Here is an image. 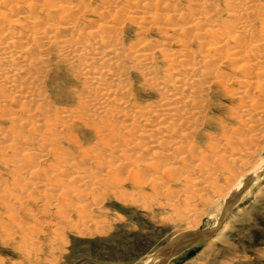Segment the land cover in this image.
<instances>
[{
	"label": "rangeland",
	"instance_id": "1",
	"mask_svg": "<svg viewBox=\"0 0 264 264\" xmlns=\"http://www.w3.org/2000/svg\"><path fill=\"white\" fill-rule=\"evenodd\" d=\"M202 1L210 2V0ZM225 1L211 0L217 8L216 13L212 10L213 18L210 21L207 19L203 21L205 27H202V34L210 28L218 33L227 30V35L223 33L224 35H221L225 37L221 36V38L228 51L231 49V54L227 57L225 53H219L213 56L214 59L210 64H202L205 70L212 75L216 74L220 81L218 78L216 81H212L209 77L202 79L204 84L209 83L207 86L210 89L208 88L201 97L204 106L202 105L203 112L199 124L196 125V128L199 127L196 131L198 134L192 135L191 139L187 137L190 139L189 142L186 138L181 139L176 133H171L166 139L168 142L165 141L164 146L159 147L169 149L180 140L177 146L181 145V148L186 150L184 152H188L185 153L186 162L184 159V162L181 160L184 156H182L183 151L181 157L180 155L178 157L176 155L180 152L176 150L178 153L173 152L176 161L167 162L177 163L174 166L176 168L179 164L177 169L173 168L169 171L163 167L159 174L155 175L148 172L150 168H141L144 173L139 183L134 171L143 166L141 162L144 160L151 162V156L141 153L139 148L151 142L141 137L135 140L138 144L133 142L137 135L133 132L139 131L140 128L146 130L151 122L135 123L132 129H129L130 126L125 128L126 119L123 121L118 119L119 121L113 123L116 129L112 126V129L109 127L111 131L108 127L107 130L103 124L104 131L99 130L101 127L96 129L99 124L105 122L104 118L113 120L115 110L112 107L103 115H95L97 118L102 117V121H94L97 118L91 115L90 107L82 106V102L89 96L90 89L86 80L79 79L75 75L76 65L80 66V63L75 61V68L71 70L66 63L58 59L56 54L49 55L50 68L44 75L42 95L49 105V110L46 118L43 117L38 122L42 127L36 130L34 128L33 131L30 122L34 119L29 121L32 116L27 114L21 116L23 125L16 128L18 131L13 130L8 121L3 122L0 118V130H2L0 137H7L8 140L5 138V142L6 140L13 142L12 139L21 133L23 138L19 136L13 140L21 139L20 146L23 147L20 148L23 150L28 148V152L26 151L28 154L21 149L20 152L17 150L18 152L0 153V264H146L153 260L151 264H264V48L258 47L264 46V15L262 16V13L259 19H256L259 14L254 16L252 22L249 19L246 28H242L239 26L241 24L239 18L229 16ZM174 2L170 3L175 8L184 9L189 1ZM118 3L119 6L122 5ZM254 3L264 6V0H256ZM150 4H152L151 9L153 8L152 10L162 17L168 12L173 13L166 11L159 3L156 6L154 3ZM87 5L86 9L90 7L89 10L94 11L102 6V2L87 0ZM196 7L198 6L193 7L194 12L197 11ZM183 9L180 12L174 10L176 14L180 13V17L177 15L179 19H186L187 15L189 17L192 13ZM186 11L189 14L184 13ZM176 14L174 13L175 16ZM192 15L195 14L192 13L190 16ZM93 19L95 17L92 12L87 14L86 18L78 21L80 28H90L95 21ZM190 19L189 17L187 20ZM159 23L161 21L157 23L153 21L149 25L143 24L146 29L139 28L141 24H132L129 21L121 23L118 37L124 48L126 47V53L144 39L163 43L164 36L157 30L158 25L161 26ZM236 36L240 39L237 42H235L238 39ZM185 41L188 42L187 49L189 47L195 54H199L200 47L195 39L189 36ZM172 42L175 44V41ZM206 42L202 40L203 44ZM174 44L173 49L178 50L177 45ZM205 47L202 46V53L203 48L208 49V46ZM159 60L160 57L157 59V67L159 69L162 67L160 70L163 71L167 65ZM138 71L130 74L128 78L130 83L128 82L126 86L128 94L122 99L130 109L139 106L148 109L155 106L161 98L158 92L143 80V75L141 77ZM109 84L110 87H114L112 82ZM0 106H3L2 103ZM5 106L10 110L15 108L9 101ZM32 106L34 109L35 105ZM60 110L76 116L63 120L62 124L54 129L55 132L50 127L55 123L53 120L57 115H60ZM246 111H249V116ZM85 113H88L89 120L85 119L87 117ZM78 114H82V117L77 116ZM112 114H114L113 118L110 117ZM48 116L50 117L47 118ZM91 118L94 120L91 121ZM44 120L46 123L42 124ZM95 122L100 123L96 125ZM47 124L50 127L46 126ZM44 127L46 131L43 130ZM39 130H42V133ZM115 130L126 135H119L118 132L116 136ZM128 130L132 131L128 132L131 135L127 133ZM129 137L133 140L130 138V141ZM5 142L0 140V152L4 149L7 143ZM43 142H45L44 149ZM134 143L137 145L133 146ZM192 144L197 145L193 152ZM110 145L111 147L116 145V148H111ZM107 149H113V154L112 151L111 154L106 152ZM189 149L191 152L188 151ZM56 151L59 156L58 154L56 156ZM121 151L123 155L120 154ZM29 155H32L31 160H35V163L37 161L38 166L36 164L33 166L35 171L29 166L30 169L28 167L26 171L15 173L13 171L15 164L25 159L24 162H30ZM33 164L34 162L30 165ZM25 165L29 164L25 163ZM58 167L61 170L66 169L67 173L63 175L60 170L57 171ZM44 171L46 174L43 173ZM251 172H254L255 176L249 175ZM57 173H60V178ZM43 174L46 176L44 177ZM52 174L55 176L52 177ZM4 178L7 180L4 181ZM28 180L31 182L40 180L41 186L37 183L39 187L28 189L29 187L23 186L24 183L27 185ZM43 182L47 185L45 186ZM191 235L198 238L204 236L206 243L199 246L193 244L190 248L171 255L169 250L177 246L176 239L178 241L182 237H193ZM167 255L169 256L165 261L157 260Z\"/></svg>",
	"mask_w": 264,
	"mask_h": 264
},
{
	"label": "bare ground",
	"instance_id": "2",
	"mask_svg": "<svg viewBox=\"0 0 264 264\" xmlns=\"http://www.w3.org/2000/svg\"><path fill=\"white\" fill-rule=\"evenodd\" d=\"M100 1L102 2V6L99 9L97 8L94 11L93 10L90 11L91 10V9L89 10L90 7L88 9H86L88 7L87 0H0V103H2V105L4 106V107L0 106V118L3 119V122L5 120L8 121L12 125V126L10 125L12 127V129L13 130L15 129L16 131H18L16 128L21 127V124H22L21 121L23 118V117L21 118V116L26 115V114L30 115L32 117H31V119H28V120L30 121V120L34 119L30 122V126H31V128H33V131H34V128L36 130L38 127L41 126L38 122H40L43 117L46 118V116H47L46 114L49 110V108H48L49 105L46 103V100L44 99L45 97L42 96L43 95V89H44V82H45L44 81V75L47 73V71L50 68V64H49V60H48L49 55L51 56V53L53 55L56 54L58 59H60L63 63H66L68 68L71 70H73L75 68V65H76L75 61H76L77 63H80V66L76 65V68H75L76 74L75 75H77V78H79V79L86 80L88 85H89L88 88L90 89L89 90L90 91L89 96H88L86 101L82 102V104H83L82 106L90 107V109H91L90 113L92 116L94 115V117H95V115H98V114H100V115L105 114L109 108H110L109 110H111V108L113 107L112 109L115 110L114 111L115 116H114V114H112L110 116L112 118L114 116L113 120L109 121L108 119L106 120L104 118L105 122L101 123V125L99 124L100 122L96 123L98 121H102L101 120L102 117L100 115L99 116L101 118L95 117V118H97L95 120L93 118H91V121L92 120L96 121L95 122L96 125L99 124L98 125L99 127L97 126L96 129L101 127V129H99V130L104 131V130H102L103 129L102 124H103V126L106 127V129L108 127V129L110 130L109 127H111V129H112L113 123L115 121H117L118 119H121V121L126 119L125 121H127V123L125 124L126 125L125 128L130 126L129 129H132V127L135 123L151 122V125H149V128H147L146 130L140 128L139 131L133 132V133H137L133 142H135V140H139L140 139L139 137L146 138L147 140H149L151 142L150 144H147V145L145 144V146H143L141 144L142 147L139 148V151L141 153H145V154L147 153L151 156V158H150L151 162H149L148 160L147 161L149 163L145 160H144L145 163L140 161L143 166L138 167L136 169L137 171H134V173H135L134 176H135L137 182L139 183V179L143 176V173H144L143 172L144 170H142L141 168H146V169L150 168V169H148L149 170L148 172L153 173L155 175L159 174L158 172L161 171L163 169V167H164V169L167 168V170H169V171H170V169H173V168L177 169L179 164L176 168L174 166H176L177 163L167 162V161L171 162L174 160V158H176L173 152H175V154H176V152L178 153V151H179L180 153L178 155H176L179 157V155L183 151L184 154H182V156L184 155L183 156L184 158L181 157V155H180V157L182 159L181 158H179V159H181L182 161H183V159H184V161L186 160L185 157L187 156V154H185V153H188V152H184L186 150L184 148H181L182 146L180 144H179L180 146H177V144L180 142L179 139H178L179 140L178 143L175 142L174 146L172 148L169 147V149H163V147L162 148H159V147L164 146V144L166 143L165 141H167L166 139L169 137V135L171 133H176V135H179V138H181V139L186 138V140L189 139V138L187 139V137H190V139H191L192 135L196 136L195 133H197L196 131H198L197 129L199 128V127L196 128V125H197L199 119H201L200 115L203 112L202 107L204 106L203 105L204 103L202 102L201 97L204 94V92L209 88L207 86L209 83L207 85L204 84L202 82V79L209 77L212 81H216L218 78L216 76V74L212 75L211 72L205 70L206 68H204V66H202V64H205V63L210 64L211 60L214 59L213 56L219 55V53H222V52L225 53L224 55H226L227 57L228 56L230 57L229 54H231L230 53L231 49H230V51H228V49L226 48V44H224L225 42L224 43L222 42L224 40H222V38H221V36L223 37L224 34L227 35V30L225 29L226 32H223V31L220 32V30H219L220 33H218V31L210 28L209 30L205 31V34H202V27L204 26V23H205V22L203 23V21H205L206 19L210 21L213 18L211 15L212 10H214L216 13L217 8L213 3H211V0H210V2L209 1L203 2L202 0H187V1H189L188 3H190V4L187 3V5H185L186 8H184V9H186L187 11L188 10L191 11L195 15H192V17H191L190 16L192 14L191 13L189 15V17L191 18L190 20H187L189 18L188 15H187L188 18L186 17V19L183 16L184 14L181 15V16H183L182 18H184L185 21H184V19L180 18L181 19L180 20L178 18L180 13L176 14V12H174V10H176L177 7L175 8L174 5H172L170 2H174L175 0H173V1L172 0H100ZM254 1H256V0H226L225 1L227 8H228L227 10L229 11V14H230L229 16H234L235 18H239L241 20V24H239V26L242 28L243 27L246 28V26L249 22V19L251 21L254 16L256 17L259 14L258 18H256V19H259V16L262 13H263L262 16L264 15V6H262V4H259V3H257V4L254 3ZM118 2H120V4L122 3V5L119 6ZM150 3H154L155 6H156V4L159 3L160 6H162V8L166 9V11L167 10L173 11V13L169 14V12H168L165 14L166 16L163 14L164 16L162 17L161 14L160 15L156 14L155 10H152L153 8L151 9L152 6H150V5H152V4H150ZM260 3H261V1H260ZM181 4H183V2ZM195 5L198 6V7H196L197 8L196 12H194L195 10H193L194 9L193 7ZM255 6H257L258 8H256ZM95 8H96V6H95ZM182 9L183 8H181V9L178 8L176 11L180 12V10H182ZM187 11L184 13H187ZM91 12H92V14H94V17H95V19H93V20H95V21H93L94 22L93 25L88 29L82 28V27L80 28V24L78 23V21L81 20L82 18H86V15L91 13ZM174 13L176 14V16L177 15L178 16L176 17L174 15ZM187 14H189V13H187ZM109 17H111L112 19L111 18L108 19ZM229 18H231V17H229ZM91 21L92 20L90 19L89 22H91ZM128 21L132 22V24H138V25L141 24V26L139 25L138 27L139 28H145V29H146V27L142 26L143 24L149 25L153 21H155L156 23L161 21V23H159L161 26L158 25V27L157 26L156 27H157L158 32L164 36V42L159 43L160 42L159 41L158 43H155V42H151L147 39H144L141 42L137 43L136 46L134 45V47L131 48L126 53V50H125L126 47L124 48V45L122 44V42L118 36L120 35L119 34L120 33L119 25L121 23H125ZM227 22H228V20H227ZM223 23H222V25L226 24V23H224V24ZM233 26L234 25H232V27ZM235 26L237 28V25H235ZM251 26H252V24H251ZM216 28H218V27L216 26ZM229 28H230V26H229ZM221 34H223V35H221ZM171 36H173V37H171ZM189 36L192 39H195L197 41V43H198L197 45H199V47H200L199 54H195L192 51L193 49L190 50L189 47H188L189 50L187 49L188 42L185 41V38L189 37ZM182 37H184V38H182ZM236 37L238 38V36H236ZM206 39H208V41ZM168 40H171V41L169 42ZM187 40H189V39L187 38ZM202 40L205 42L207 41L208 43L206 42L203 44ZM233 40H235V39H233ZM233 40H231V41H233ZM239 40L240 39L238 38L237 40H235V42H237ZM172 41H175V44L177 45L178 50H175L176 48L173 49L172 45L174 44V42H172ZM133 44H135V43H133ZM205 44H207V45H205ZM204 45L208 46L207 50L205 49L207 47H205ZM257 45H256V47H257ZM202 46L205 47V48H203L204 49L203 53H202ZM258 47L264 48V46H258ZM159 57H160L161 61L166 63L165 66L167 65L165 70L162 69L163 71L160 70L162 67L160 69L157 67L158 66L157 59ZM202 68H204V70ZM213 69H214V67H213ZM133 71L140 72L141 77H142V75L144 77L143 80L147 81L148 84L151 85V88L154 91L158 92V94L160 95L161 99L159 102H157V104L155 106L152 105L153 107L145 109V108H142L144 106L139 108L140 106L137 105V106H139V107H137L138 109L137 108L136 109H130L128 104H126L124 102V100L122 99L123 97H125L128 94L126 86L129 82L128 78H130V74ZM213 71H212V73H213ZM219 81H220V79H219ZM109 82H112L114 87H110L111 85L109 84ZM85 96H86V94H85ZM205 97H207V94ZM203 99H204V97H203ZM7 101H9L10 104L12 103L15 106V108H13V110L12 109L10 110V109H8L7 106H5ZM33 104L35 105L34 109H32ZM147 107H149V106H147ZM64 110H66V109H64ZM70 110H71V108H70ZM75 110H76V108H75ZM30 111H32V112H30ZM82 112H79V113H82ZM86 112H87V110H86ZM248 112L249 111H246V114L249 116L250 113H248ZM79 115L80 114H78L77 116H79ZM85 115H87V117H85V119L89 120L90 117L88 116V113L87 114L85 113ZM54 116H56V115H54ZM74 116H76V114L74 115L73 113H69L66 111L61 112V110H60V115H57V117L55 118L56 120L55 119L53 120V121H55V123H53L51 125L52 127H50L48 124L46 126H49L53 130L57 129L59 124L63 120H66V119H68L70 117H74ZM49 117L50 116H48L47 118H49ZM152 119H154V120H152ZM76 121H78V120H76ZM26 122H27V120H26ZM44 122H45V120L43 121V123L42 122L41 123L44 124ZM48 122L50 123L51 121H48ZM73 122H75V121L73 120ZM63 123H65V122H63ZM91 123H94V122H91ZM27 125H29V124H27ZM125 125H123V126H125ZM60 127H62V126H60ZM8 128L9 127H7V129ZM125 128H123V129H125ZM2 129H4V128H2ZM44 129H45V127L43 128V130ZM46 129H48V128H46ZM113 129H116V128L114 127ZM20 130L23 131L22 129H20ZM20 130H19V133L21 132ZM0 131H2V130H0ZM39 131L41 132L42 130H39ZM39 131H38V133H40ZM44 131H46V130H44ZM129 131L130 130H128L127 133ZM9 132H10V130H9ZM115 132H116V130H115ZM118 132L119 131L116 132L117 133L116 136L118 135ZM131 132L132 131H130L129 133H131ZM11 133H12V131H11ZM50 133H52L51 130H50ZM8 134H10V133H8ZM17 134H18V132H17ZM20 134H19V136L22 137V135H20ZM14 135L16 136V134H14ZM101 135H103V134H101ZM112 135H113V133H112ZM119 135H123V133L119 132ZM124 135H126V134H124ZM129 135H131V134H129ZM19 136H16V137L19 138ZM42 136H43V134H42ZM42 136L40 138H42V140H43ZM44 136L46 137L45 134H44ZM134 136H135V134H134ZM3 137L4 138L0 137V140L5 142V138H7V137H5V136H3ZM16 137H14V138H16ZM131 137H129V139ZM176 138H178V136H176ZM13 139H12L13 142H7V140H8V138H7V140H6L7 143L5 142L6 145L5 146L3 145L4 149L1 150V152H0L1 154L4 153L5 151H11V152L14 151L15 152L18 150L20 152V149H21L20 147L21 146L23 147V145L20 146L21 139H20V141L19 140L15 141ZM123 139L125 140V137H123ZM131 139H130V141H131ZM126 140H127V138H126ZM183 140L181 141V143L183 142ZM48 141L49 140H47V142ZM127 141L129 142V140H127ZM44 143L45 142H43L42 147L45 145ZM100 143H101V140H100ZM118 143H120V141H118ZM135 143L133 144V146L138 144V142H137V144H135ZM41 144H39V145H41ZM124 144H126V143H124ZM194 144H196V143H194ZM115 146L112 145L113 148H116ZM195 146H197V145L192 144V147L190 146L191 148H194V149L190 148L191 151L195 150ZM208 146H209V148H211L210 145H208ZM110 147H111V145H110ZM183 147H184V145H183ZM212 147H214V146H212ZM44 148L45 147H43V149ZM0 149H1V147H0ZM27 149L23 150V148H22L21 150L25 154H28V153H26ZM190 149L188 151H190ZM112 150L113 149H109V150L107 149V151L106 150L105 151L109 152L111 154ZM116 150H118V149H116ZM176 150H178V151H176ZM117 152H119V151H117ZM16 153H12V154L15 155ZM114 153H115V150H114ZM213 153H214V151H213ZM41 154H43V152ZM57 154H58V152L56 151V156H57ZM101 154H102V152H101ZM104 154H108V153H104ZM112 154H113V151H112ZM120 154H122V151ZM190 154H188V155H190ZM6 155H8V154H6ZM88 155H89V153H88ZM18 156H15V157H18ZM26 156L28 158V155H26ZM31 156H30V160H31ZM58 156H59V154H58ZM62 156H65V155H62ZM96 156H95V158H96ZM191 156H193V155H191ZM9 158L11 159V157H9ZM60 159H62V158L60 157ZM63 159H65V157ZM154 159H156V160H154ZM176 159L174 161H176ZM179 159H178V161H179ZM18 161H21V160H18ZM24 161H26V159ZM27 161H29V160H27ZM31 161L34 162L33 165H30L32 163ZM31 161L30 162H24V163L23 162L18 163L16 161L18 164H15V166L13 167L14 168L13 171L15 173L16 172L18 173V171L28 170L29 166H32L31 169L34 168L33 166L37 163V161H36V163H35V160L33 161V159ZM56 161H55V163H56ZM63 161H65V160H63ZM140 162H138V163H140ZM25 163L26 164L28 163L29 165L27 166V165H25ZM46 163H48V162H46ZM162 163H164V164H162ZM36 165L38 166V164H36ZM37 166H35V167H37ZM50 166H51V164H50ZM51 168H52V166H51ZM29 169H30V167H29ZM37 169H38V167H37ZM48 169L50 170V168H48ZM33 170L35 171V168ZM44 170H46V169H44ZM63 170H65V172H63ZM10 171H12V169ZM34 171H32V172H34ZM57 171L62 172L63 175H65V173H67L66 169L61 170L59 168ZM32 172H30V174ZM43 173H45V171ZM68 173H70V171ZM37 174H38V171H37ZM45 174H43L44 177L46 176ZM59 174H58V177L60 176ZM13 175H15V174H13ZM35 175L36 174H34V176ZM53 175L54 174H52V177L55 176V175L54 176ZM249 175L255 176V173L251 172V173H249ZM132 176H133V174H132ZM252 176H250V177H252ZM38 177H41V175L40 176L38 175ZM36 179H38L37 175H36ZM5 180H7V179L4 178V181ZM44 180H45V178H44ZM54 180H55V178H54ZM141 180H142V178H141ZM39 181L40 180H38L36 182L29 181L27 183V185H24V184H26V183H24L23 186L29 187L28 189H34V188H37V186L41 183V181H40V183H39ZM46 181H48V179H46ZM22 182H23V180H22ZM72 182H74V181H72ZM37 183H39V184H37ZM45 183H47V182H45ZM46 185L47 184H45V186ZM40 186H41V184H40ZM25 189H27V188H25ZM188 235H190V234H188ZM191 236H193V237H190V236L182 237L178 241L176 239L175 242L177 243V246H175L174 249L171 248L169 250L171 255L172 254H178L180 251H183L184 249L190 248L191 246H193V244L194 245L197 244L199 246L205 242L204 236L199 237V238L197 236L194 237V235H191ZM170 253H168V254H170ZM168 256L169 255H167L163 258H159V259L157 258V260L163 262L167 259ZM152 262H154V260L151 262H148V263L151 264ZM148 263H146V264H148Z\"/></svg>",
	"mask_w": 264,
	"mask_h": 264
}]
</instances>
